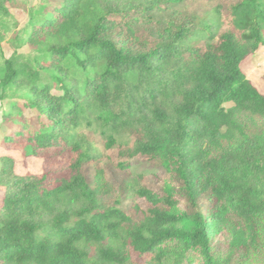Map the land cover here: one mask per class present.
Returning a JSON list of instances; mask_svg holds the SVG:
<instances>
[{"label": "trees", "instance_id": "obj_1", "mask_svg": "<svg viewBox=\"0 0 264 264\" xmlns=\"http://www.w3.org/2000/svg\"><path fill=\"white\" fill-rule=\"evenodd\" d=\"M185 1L43 0L28 10L13 42L30 52L0 53L13 126L0 146L44 166L18 176L4 159L0 264H189L191 254L201 264H264V95L241 70L264 48V0H238L223 32L216 10L197 28L178 9ZM10 2L0 0V43L17 30ZM139 21L155 26L154 43L135 32ZM195 37L204 52L186 47ZM84 130L105 150L157 160L188 209L172 186L158 196L134 178L127 190L151 206L141 221L102 202L103 173L92 183L81 173L94 159ZM64 154L61 170L50 166ZM219 235L226 250L216 255Z\"/></svg>", "mask_w": 264, "mask_h": 264}, {"label": "rangeland", "instance_id": "obj_2", "mask_svg": "<svg viewBox=\"0 0 264 264\" xmlns=\"http://www.w3.org/2000/svg\"><path fill=\"white\" fill-rule=\"evenodd\" d=\"M238 0H186L181 8H178L183 15L191 17L196 20L197 28L205 24L212 16V13L216 10L222 16V29L221 32L230 29V7L237 3ZM43 3V0H12L8 4V10L11 12L10 25H17L16 29L6 35L5 39L0 43V53L5 59L12 56L14 52L26 54L30 52L27 45H19L13 42V38L19 29L26 26L28 21V10L32 7L39 6ZM164 20V17H161ZM137 24V25H136ZM134 30L138 35L149 42L154 43L156 41L152 33L155 34V26L151 27L144 23L137 22ZM217 42V37L212 41V44ZM186 47L198 50L200 53L204 52L206 47V41L201 38L189 39L186 43ZM18 46V47H17ZM17 47V49H15ZM188 56V54H185ZM241 70L244 73L246 79H248L255 88L264 95V48L261 47L254 55L249 56L244 62L241 63ZM18 106L24 103L23 99H15ZM8 102L0 101V140L4 132L8 131L12 124L4 120V114L7 111ZM231 107V105L226 106ZM28 112H24L27 115ZM23 115V114H22ZM30 116V113H29ZM247 123L250 127H255L258 121L252 118H246ZM4 128V129H3ZM83 140L85 144H92L94 146L93 156L94 159L81 168V173L85 177L88 183L94 181V177L97 172H102V180H104V187L109 194L103 196L101 201L110 205L118 202L119 207L129 216L133 221H141L147 216L151 206L143 199L132 196L126 188L128 183L133 182V178L138 180L140 185L158 196L163 195V189L165 185L172 186L177 193V200L179 201V207L181 210H187V204L185 199L180 194L179 190L181 183L172 173L164 169L157 160L150 159L144 156H136L129 158V156H123L120 152L121 148H114L111 150H105L103 148V141L101 138L92 131L84 130ZM135 136L132 138V142ZM128 155V153H127ZM0 169L4 167L7 162L6 160H12L14 165L12 171L18 176L26 174L30 175H41L43 173L44 160L43 159H27L23 160L20 155L13 150H5L4 147L0 146ZM6 159V160H4ZM70 155L64 154L56 161L50 162V166H54L55 169L62 167L68 160ZM6 162V164H5ZM127 162L124 169H119L120 163ZM2 166V167H1ZM52 176V175H51ZM137 177H142L137 179ZM3 196V191L0 190V203ZM1 205V204H0ZM213 251L216 255L222 254L226 249V238L224 236H217L212 242ZM189 264H201L198 256L191 254L188 259Z\"/></svg>", "mask_w": 264, "mask_h": 264}]
</instances>
